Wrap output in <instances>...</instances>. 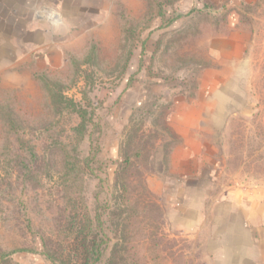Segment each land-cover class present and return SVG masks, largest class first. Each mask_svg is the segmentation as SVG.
<instances>
[{
    "label": "rangeland",
    "instance_id": "rangeland-1",
    "mask_svg": "<svg viewBox=\"0 0 264 264\" xmlns=\"http://www.w3.org/2000/svg\"><path fill=\"white\" fill-rule=\"evenodd\" d=\"M189 106L196 159L184 162L176 120ZM84 235L102 254L84 253ZM0 252L264 264L260 3L0 0Z\"/></svg>",
    "mask_w": 264,
    "mask_h": 264
},
{
    "label": "crops",
    "instance_id": "crops-1",
    "mask_svg": "<svg viewBox=\"0 0 264 264\" xmlns=\"http://www.w3.org/2000/svg\"><path fill=\"white\" fill-rule=\"evenodd\" d=\"M211 2L212 5L216 6L217 4L219 5L220 3H223V1H225L226 3L230 4V5H235V6H240V5H253L257 2L260 3L262 9L264 10V0H209ZM231 18H233L234 20L237 21V14L232 11L231 13ZM232 20V19H231ZM238 24L237 22H232L231 24ZM251 29V27L249 28ZM226 45H234L236 44V40H233L232 38L229 40H225ZM238 44V43H237ZM248 46H251L250 43H247ZM242 45V44H241ZM233 55H229V57H232ZM227 60H230L227 58ZM214 73V72H212ZM220 74V73H219ZM224 75V79H225ZM214 78H218L216 76H214ZM215 81H217L216 79H214ZM223 82H220L217 84V82H214V85H216L215 87L213 86H209V87H213L214 93L217 94V92H219V90L221 89L220 87L222 86ZM205 86V83L203 84ZM212 85V84H211ZM177 116H179V120H176V122L179 123V127L181 128L180 124L182 125L183 131H179V135L181 136V146L176 150V152H180V156L179 159L184 161V162H188V160H192V159H196V106H189L187 108V110H185L183 113L178 114ZM190 134L189 136V133ZM174 157L175 154H174ZM172 156V159L174 158ZM175 160V159H174ZM186 164V163H184Z\"/></svg>",
    "mask_w": 264,
    "mask_h": 264
},
{
    "label": "trees",
    "instance_id": "trees-1",
    "mask_svg": "<svg viewBox=\"0 0 264 264\" xmlns=\"http://www.w3.org/2000/svg\"><path fill=\"white\" fill-rule=\"evenodd\" d=\"M128 24L127 23H125L124 24V26H127ZM123 33L125 34V28H123ZM95 51H96V49H95V47L94 46H92V50H91V52H90V55H88V61H90V62H92V54L93 53H95ZM143 51H144V46L142 45L141 46V54H143ZM97 52V51H96ZM87 61V62H88ZM86 62V63H87ZM70 65H72L73 67H77V61L74 59V58H72L71 60H70ZM53 97V96H52ZM55 98H58L57 96H55L54 97V99ZM64 98L62 97V96H59V98H58V100H56V102L57 103H59V104H61V103H63L64 102ZM66 102V101H65ZM75 111V113L78 115V117L80 118V123H79V128L81 129V128H83L84 127V114H85V112H84V110H82V108L81 107H79L77 110H74ZM78 128V129H79ZM88 231V230H87ZM88 232H90L91 233V231L89 230ZM88 238H87V236L86 235H84V236H80L79 238H77V241H79V243H80V247L83 249V251H84V253L86 254V255H89V253H91V255L93 254V253H98V252H100L101 254H102V252L100 251V248H101V244H105L106 242L104 241V240H99V242H100V245H97L96 244V242L93 240V239H91L89 242H88V240H87ZM87 243H88V245H87ZM106 248V247H105ZM104 248V249H105ZM14 254V253H13ZM12 253H3V252H0V264H17L16 262H13L12 261V259H11V256L13 255ZM45 255H46V257L50 260V261H52V262H54V263H56V261L57 260H55V258H54V255L53 254H51V252H46L45 253ZM101 255H98V258L100 257ZM64 259H60L59 261H63ZM84 263L86 264L87 263V260H86V258L84 259Z\"/></svg>",
    "mask_w": 264,
    "mask_h": 264
}]
</instances>
